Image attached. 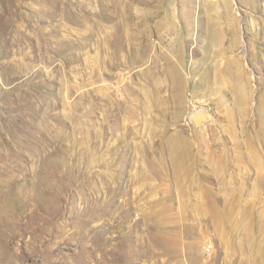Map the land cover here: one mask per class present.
I'll return each instance as SVG.
<instances>
[{
	"label": "rangeland",
	"instance_id": "374dc122",
	"mask_svg": "<svg viewBox=\"0 0 264 264\" xmlns=\"http://www.w3.org/2000/svg\"><path fill=\"white\" fill-rule=\"evenodd\" d=\"M0 264H264V0H0Z\"/></svg>",
	"mask_w": 264,
	"mask_h": 264
},
{
	"label": "water",
	"instance_id": "95a60500",
	"mask_svg": "<svg viewBox=\"0 0 264 264\" xmlns=\"http://www.w3.org/2000/svg\"><path fill=\"white\" fill-rule=\"evenodd\" d=\"M191 119L194 123H199L202 120H206V118L204 119V115H203L202 110H199L198 112L196 111L194 114H192Z\"/></svg>",
	"mask_w": 264,
	"mask_h": 264
},
{
	"label": "bare ground",
	"instance_id": "6f19581e",
	"mask_svg": "<svg viewBox=\"0 0 264 264\" xmlns=\"http://www.w3.org/2000/svg\"><path fill=\"white\" fill-rule=\"evenodd\" d=\"M199 110H202L203 111V115H204V119L206 118L207 119V112L205 111V110H203L202 108H200V109H197V112L199 111ZM192 114H194V113H192ZM192 114H191V116H192ZM200 116V115H199ZM203 121V120H202Z\"/></svg>",
	"mask_w": 264,
	"mask_h": 264
}]
</instances>
